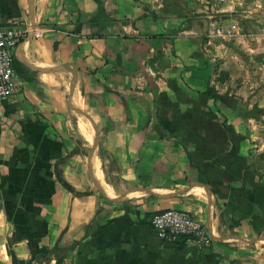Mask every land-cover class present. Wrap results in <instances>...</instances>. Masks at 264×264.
<instances>
[{"label": "crops", "instance_id": "obj_1", "mask_svg": "<svg viewBox=\"0 0 264 264\" xmlns=\"http://www.w3.org/2000/svg\"><path fill=\"white\" fill-rule=\"evenodd\" d=\"M19 25L16 90L0 102V254L264 264V0H0V28ZM77 111L97 157L75 141L74 119L95 142ZM171 209L212 244L159 239L151 219Z\"/></svg>", "mask_w": 264, "mask_h": 264}, {"label": "built area", "instance_id": "obj_2", "mask_svg": "<svg viewBox=\"0 0 264 264\" xmlns=\"http://www.w3.org/2000/svg\"><path fill=\"white\" fill-rule=\"evenodd\" d=\"M223 2L224 0H218ZM237 32L236 26L215 28L217 38L229 39ZM24 31L21 26L0 28V102L10 98L16 90V72L14 56ZM156 236L166 243L189 244L196 248H207L212 244V237L206 226L200 224L189 212L165 210L153 216L150 222Z\"/></svg>", "mask_w": 264, "mask_h": 264}, {"label": "rangeland", "instance_id": "obj_3", "mask_svg": "<svg viewBox=\"0 0 264 264\" xmlns=\"http://www.w3.org/2000/svg\"><path fill=\"white\" fill-rule=\"evenodd\" d=\"M78 115L80 116V119L83 120L87 124L89 129L92 131L95 142L93 145H90L83 139V137L80 135V133L77 129L76 119L73 120V124H72L73 133H74L73 136L75 138V141L79 145L81 153L85 157L86 156L88 157L89 155H92L93 157L94 156L97 157L98 156V137H97L98 132L93 127V125L91 123H89V121L88 122L85 121V119L83 118L85 116V113L80 112V114H78ZM258 115L261 116V113H259ZM263 115H264V113H263ZM87 116L89 117V115H87ZM253 132L256 135H259V134L264 135V126L254 127ZM90 140L92 141V139H90ZM257 140H258V138H257ZM2 252H3V250H2ZM13 252H14L13 250L7 249V255L0 254V264H35V262L37 261V259H36L37 256L31 257L28 255H24L22 253H19V252L18 253H13Z\"/></svg>", "mask_w": 264, "mask_h": 264}, {"label": "trees", "instance_id": "obj_4", "mask_svg": "<svg viewBox=\"0 0 264 264\" xmlns=\"http://www.w3.org/2000/svg\"><path fill=\"white\" fill-rule=\"evenodd\" d=\"M79 153H80L79 149H78V148H75L74 150H72V152H70V154H68V157H69V156H72V155L79 154ZM62 161H64V159L59 160L58 162L60 163V162H62ZM56 179L58 180V182L61 184V186H62L64 189H66L68 192L72 193L74 196L81 198V197H83V196L88 195L87 193H83V194H82V193H78V192L74 191L73 187H72L71 185H69V184L63 179V177L60 176V174L57 173V172H56Z\"/></svg>", "mask_w": 264, "mask_h": 264}, {"label": "water", "instance_id": "obj_5", "mask_svg": "<svg viewBox=\"0 0 264 264\" xmlns=\"http://www.w3.org/2000/svg\"><path fill=\"white\" fill-rule=\"evenodd\" d=\"M80 112L81 111H77V113L78 114H80ZM83 113V112H82ZM87 115L85 114V116L83 117L84 119H85V121H89V117L87 116ZM89 123H91L90 121H89ZM92 124V123H91ZM93 128V127H92ZM91 158H92V155H91ZM90 175H91V177H92V180L94 181V183L97 185V183H96V181H95V178H94V174H93V171H92V168H91V170H90Z\"/></svg>", "mask_w": 264, "mask_h": 264}, {"label": "bare ground", "instance_id": "obj_6", "mask_svg": "<svg viewBox=\"0 0 264 264\" xmlns=\"http://www.w3.org/2000/svg\"><path fill=\"white\" fill-rule=\"evenodd\" d=\"M80 132V131H79ZM91 141V140H90ZM100 178V172L98 171V179Z\"/></svg>", "mask_w": 264, "mask_h": 264}]
</instances>
